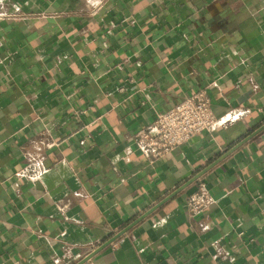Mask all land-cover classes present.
Masks as SVG:
<instances>
[{"label":"crops","instance_id":"1","mask_svg":"<svg viewBox=\"0 0 264 264\" xmlns=\"http://www.w3.org/2000/svg\"><path fill=\"white\" fill-rule=\"evenodd\" d=\"M203 88L249 111L142 154ZM0 264H264V0H0Z\"/></svg>","mask_w":264,"mask_h":264},{"label":"built area","instance_id":"2","mask_svg":"<svg viewBox=\"0 0 264 264\" xmlns=\"http://www.w3.org/2000/svg\"><path fill=\"white\" fill-rule=\"evenodd\" d=\"M248 111L247 108L238 107L218 115L213 108L208 89L203 88L185 97L167 111L158 112L151 123L136 133L137 146L142 154L154 160L188 142L197 134L212 133L221 126L240 120ZM39 173L36 162L29 160L16 174L36 180ZM213 200L206 181L201 180L197 189L189 196V210L199 212Z\"/></svg>","mask_w":264,"mask_h":264}]
</instances>
